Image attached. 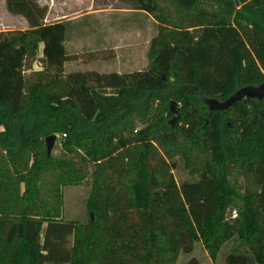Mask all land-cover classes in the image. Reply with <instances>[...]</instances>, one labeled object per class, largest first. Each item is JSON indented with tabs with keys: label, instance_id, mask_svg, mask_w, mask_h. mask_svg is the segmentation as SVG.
Instances as JSON below:
<instances>
[{
	"label": "trees",
	"instance_id": "obj_1",
	"mask_svg": "<svg viewBox=\"0 0 264 264\" xmlns=\"http://www.w3.org/2000/svg\"><path fill=\"white\" fill-rule=\"evenodd\" d=\"M41 1L5 0L29 27L0 33V264H175L199 240L215 260L235 235L248 250L226 264H264V97L204 101L264 83V0H172L177 22L160 0H126L160 29L149 69L124 74H64L67 25ZM178 155L197 180L177 183ZM239 175L256 188L238 191ZM88 179V222L63 220L62 187Z\"/></svg>",
	"mask_w": 264,
	"mask_h": 264
},
{
	"label": "rangeland",
	"instance_id": "obj_2",
	"mask_svg": "<svg viewBox=\"0 0 264 264\" xmlns=\"http://www.w3.org/2000/svg\"><path fill=\"white\" fill-rule=\"evenodd\" d=\"M41 4L48 7L45 22L51 23L56 20H67L65 36V47L70 59L64 64V74L71 72L96 71H117L122 74L132 71H144L149 69L151 62L149 51L147 52V40L154 39L159 32L157 20L151 14L132 9L126 0H43ZM161 10L157 16L165 17L171 22H177L178 11L172 0H160ZM81 19L69 21L75 17ZM27 20L17 14L8 11L5 0H0V33L7 34L12 31L26 30ZM135 30L134 35L138 37L139 44L134 49L136 54L127 46L116 48V45L123 44L131 37L130 30ZM136 39V38H134ZM144 39V40H142ZM93 43V48L89 47ZM88 44V45H86ZM144 44V45H142ZM140 46V47H138ZM145 46V48H142ZM128 49V50H127ZM40 52L35 57H29L24 67V75L28 80H35L39 71H43L45 65L40 57ZM131 53V54H130ZM191 51L190 54H192ZM53 70V69H52ZM184 74L187 65L182 69ZM138 126H140L138 124ZM57 135V142L52 154L58 155L60 150L61 135ZM46 147V143H45ZM176 166L172 169L175 180L178 184L187 181H195L198 176L191 173V167H187L181 156L174 161ZM235 188L242 194L247 188L255 189L252 181L239 175L233 179ZM91 189L90 180L79 185H66L62 187L63 202L61 218L63 220L76 221L78 224H86L89 219L88 198ZM230 220L236 219L239 212L236 208L228 211ZM45 229V226H44ZM73 239L70 238L67 247H70ZM248 246L239 236L235 235L226 241L220 248L215 260L205 248L201 240L194 243L190 253H181L175 264H187L195 258L199 264H226V258L231 253H246ZM51 264V263H46Z\"/></svg>",
	"mask_w": 264,
	"mask_h": 264
},
{
	"label": "water",
	"instance_id": "obj_3",
	"mask_svg": "<svg viewBox=\"0 0 264 264\" xmlns=\"http://www.w3.org/2000/svg\"><path fill=\"white\" fill-rule=\"evenodd\" d=\"M264 97V83H261L258 86H244L233 93V95L229 96L227 99L225 98L224 101H220L215 98H207L205 99V103L208 105L209 109L211 111L215 110H225L234 105L236 102L244 99V98H257L262 99ZM179 104L175 101L171 103L170 109L172 110L173 118L172 123H176L178 121V111L177 107ZM46 143V149L47 153L50 156L53 152V149L57 142V135L53 134L50 136H47L45 138Z\"/></svg>",
	"mask_w": 264,
	"mask_h": 264
},
{
	"label": "crops",
	"instance_id": "obj_4",
	"mask_svg": "<svg viewBox=\"0 0 264 264\" xmlns=\"http://www.w3.org/2000/svg\"><path fill=\"white\" fill-rule=\"evenodd\" d=\"M142 13H145V14H148L147 12H144V11H142ZM78 19H81V16H78V17H75L74 19H72V20H69V21H75V20H78ZM57 21H59V20H56V21H54V22H57ZM60 21H64L65 23H66V21L67 20H60ZM54 22H52V23H54ZM68 22V21H67ZM46 23H51L49 20H47V22ZM66 25H67V23H66ZM29 26V25H28ZM28 29V28H27ZM67 29V28H66ZM130 32H132L130 35H131V37H133V39H131V38H128V35H127V39H126V42L123 44V42H121V44H119V45H116L115 47L116 48H121V47H124V46H127V48L129 49V47H130V49L132 50L131 52H132V54L131 55H135L136 54V52H135V48L137 47V45H140L139 43V40L138 39H140L139 38V36L138 37H135V35H134V32H135V30H133V29H131L130 30ZM66 34V33H65ZM134 38H136V39H134ZM142 40H144V39H142ZM150 40H147V42H146V47H147V52L149 51V49H150ZM86 45H88V44H86ZM142 45H144V44H142ZM64 46H65V44H64ZM89 47H91V48H93L95 45L93 44V43H89V45H88ZM43 47H44V44L43 43H40V45H39V49H38V52H40V50H41V53H40V57H42V53H43ZM138 47H140V46H138ZM142 48H145V46H143ZM65 49H66V47H65ZM127 49V50H128ZM66 53H67V56H68V58L70 59V57H69V55H68V52H67V50H66ZM68 59V60H69ZM67 60V61H68ZM67 61L64 63V64H66L67 63ZM93 71H96V70H93ZM97 72H101V73H110V72H117V71H109V72H106V71H97ZM133 72V71H132ZM119 74H122V73H120V72H118ZM127 73H129V72H127Z\"/></svg>",
	"mask_w": 264,
	"mask_h": 264
},
{
	"label": "built area",
	"instance_id": "obj_5",
	"mask_svg": "<svg viewBox=\"0 0 264 264\" xmlns=\"http://www.w3.org/2000/svg\"><path fill=\"white\" fill-rule=\"evenodd\" d=\"M64 136H65V134H64Z\"/></svg>",
	"mask_w": 264,
	"mask_h": 264
}]
</instances>
